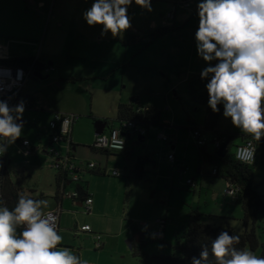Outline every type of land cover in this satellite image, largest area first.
<instances>
[{
	"label": "rangeland",
	"instance_id": "rangeland-1",
	"mask_svg": "<svg viewBox=\"0 0 264 264\" xmlns=\"http://www.w3.org/2000/svg\"><path fill=\"white\" fill-rule=\"evenodd\" d=\"M39 1L0 0V44L6 47L11 46L14 50L27 51L36 58L40 57L46 65L54 68V71L43 72L42 74L41 86L36 89L38 91L36 92L38 107L35 110H24L22 113V117L26 122L23 125L20 137L29 139L39 148V158L27 159L19 153V146L16 142L10 144L9 149V156L12 159V166H9V170L21 172L22 188L25 190L37 189L38 193L43 192L48 195L52 192L51 186H54L56 173L55 170L49 167L52 157L44 154L42 148L49 143V138L45 136L44 132L50 134V120L53 118V114L56 113V108L75 112L81 117L82 122L91 120L95 116L92 126L90 125L92 130L95 131V123L98 121L96 117L111 121L116 120L121 100L128 104L140 98L141 106H146L148 100H153L162 112L164 124L171 126V115L169 116L165 112V108L171 107L174 110L177 105L180 111L181 106L174 90L168 95L170 88H168L167 77H171L170 86H172V83L182 81L183 70L184 68L187 69L191 63V48L195 41V32L199 26L197 5L200 0H191L189 10L183 8L178 10V20L186 18V22L190 21L189 28L167 35L156 46L150 44V34L156 30L154 29L157 28L156 26H173L172 21H169L167 17L172 13L174 5L179 0L151 1V11L136 5L135 0H133L128 8V15L130 18L132 17L131 27L115 37L110 32L102 36L101 25L89 26L83 18L84 12L91 7L94 0H44L45 7H40L38 5ZM134 13L136 14L134 15ZM61 24L62 26H60ZM135 30L139 33L135 39L138 42H136V46L129 42L130 36H134ZM71 41L77 44L80 53L87 56L88 59L70 61L68 65L60 66V61L68 54ZM135 49L136 52L140 49L148 51L145 54L139 53L136 57H133V66L129 70L127 69L130 74V81L123 86L119 85L118 90L115 82L120 79L122 71L118 72L114 79L110 81L98 80L92 77L85 78L95 74V62L93 61L95 57L114 56L115 58H125L135 52ZM49 56H54L57 65H49L51 62L47 59ZM195 62H197L196 58ZM143 63L148 64L149 67L143 68ZM61 75L64 76V80H61ZM69 76H74L77 82L67 80ZM176 90L180 95H183L186 104L190 107L191 114L198 122L203 124L206 117L205 107H197L191 102L187 92V84L181 83ZM134 95L138 97L132 99ZM223 121L224 124L233 125L230 117L225 118ZM112 122L115 123L114 125L118 123L117 121ZM110 127H112V123H110ZM110 127L106 129L109 130ZM190 127L191 125H188V128ZM169 131L167 129L165 134H168ZM161 132V130L151 127L149 129L150 140L145 145L136 146L135 148L136 156H148L155 162L160 163V168L163 169L162 174L157 173L158 170H156L154 161L148 163L150 173L142 181V185L148 189V197L152 195V190L155 191L153 196L159 204L156 206L146 204L145 208L140 204L135 205L133 215L127 216V224H130V222L132 224L136 222L149 223L153 219L166 218L168 210L177 220L183 221L185 226L197 211L203 213L207 222L214 224L217 222V217L210 215L216 216L232 212L236 215L235 218L238 219L233 220L232 226L237 231L244 230V210L237 208L241 200L235 202L234 199L225 196L215 200L212 191L208 190L211 185L210 180L198 174L195 160H197L199 148L193 137L190 138V142L188 140V144L190 143L188 150L190 160L194 162L195 168L190 171L189 177L184 176L182 178L183 174L180 173L179 169L174 165H169L166 160L164 149H167L165 148L167 145L158 138ZM183 132L186 135L189 134L187 129H184ZM236 134H240L235 141V144L239 145L243 141V134ZM39 136L43 139V145L39 142ZM136 141L137 138H133L129 140V144L132 146L133 142ZM209 148L212 149L211 144H209ZM43 157H46V161ZM206 171L212 172V168L208 166ZM171 173H174L176 177L172 200L168 206L161 205L160 203L168 201L165 195L169 196L172 190L170 186ZM188 178H196L200 181L205 179L206 185H204L203 190L199 187L194 193V190L189 189L188 185L185 184ZM254 180L256 184L263 185L264 191V152L261 148L257 152ZM133 216H137V219H134ZM259 226L258 233L261 236V242L264 243V222H259ZM175 240V235L169 230L167 231L165 243L154 240L151 234L146 237L149 249H154L157 254L162 253V251L165 254L170 253L171 245L166 243L173 245ZM254 253L261 256L262 248ZM140 259L138 258L136 263L145 264L144 260L142 262Z\"/></svg>",
	"mask_w": 264,
	"mask_h": 264
},
{
	"label": "crops",
	"instance_id": "crops-1",
	"mask_svg": "<svg viewBox=\"0 0 264 264\" xmlns=\"http://www.w3.org/2000/svg\"><path fill=\"white\" fill-rule=\"evenodd\" d=\"M154 1V0H151ZM38 5L40 7H45V1L40 0ZM191 8V7H190ZM189 8V9H190ZM185 9V10H189ZM178 13V11H177ZM177 13L175 16V19L172 21L173 26H156L157 28H174L175 30L168 33L175 34L179 31H184L189 28V22H186L187 19L183 18L178 20ZM136 13H134L135 15ZM132 18V17H131ZM198 20V19H197ZM179 21V22H178ZM179 23V24H178ZM62 26V24L60 25ZM178 27V28H177ZM136 34V35H135ZM138 32L134 31V36H130L129 42L130 44H136L138 43L135 39L138 37ZM151 35V34H150ZM163 36L160 39H157L153 42L154 46L160 44L162 40L167 36ZM137 42V43H136ZM101 42L99 41V44ZM151 44V45H153ZM0 47H2L0 58L6 59V58H34L38 59V61L44 65L45 62L41 60L39 57L33 56V54L25 52L24 50L19 49H12L11 46L6 47L4 45L0 44ZM68 54L63 60H61L60 66H66L70 61H84L85 59H88L87 56H84L80 53L77 44H75L74 41H71L69 43L68 48ZM75 50V51H74ZM148 51V50H147ZM147 51H144L143 49H140L139 51L133 52L130 55H127V57L123 58H115L114 56H107V57H101L97 56L93 61L95 62V70L93 76H86L85 78L92 77L94 79L98 80H113L115 75L118 74V72H121L120 79L115 82L118 86H123L126 84V82L130 81V74L128 73L127 69L129 70L133 66V57H136L139 53L145 54ZM195 58L196 61L195 62ZM51 62L49 63L50 66L57 65L56 61H54V56H49L47 58ZM133 59V60H132ZM191 63L189 67L186 69L184 68L183 72V80L178 83H172V86H170L171 77L168 76V88H170V91L168 92V95L172 90H174L181 110H178V107L174 108V110L171 107H166L165 112L171 115V126H167L163 122V115L162 112L157 108L156 102L148 100V105L155 111V115L158 116V120L161 126H163L165 129L157 128L158 130H161L163 132H166L167 129L169 133L166 135L171 139L169 142H165V145H167L164 149V155L167 157V162L169 165H174L177 167L181 174H183L182 178L184 176L189 177L190 171L196 167L197 172L199 174V168L201 166V156H200V149L199 153L197 155V160H195V167L194 162L190 160L189 157V150L190 143L188 144V140L190 142V138H192V130L194 129H204L205 123H206V117L201 124V122H198V120L191 114L190 107L186 104V101L183 97V95L179 94L176 88L181 84L185 83L188 85V82L193 76H201V71L205 67L209 66L208 62H205L202 58H200L197 54L196 49V42H193L192 48H191ZM215 61L211 62V65L214 66ZM148 64L143 63V68H147ZM50 68V71H44V72H51L54 71V68ZM124 69V70H123ZM64 75V74H63ZM61 75V80H64V76ZM40 79L43 80V76L41 78L32 77L26 84L23 93L21 94L19 98V102L23 100L25 102V111L29 110H35L36 107H38V96L36 95V92H38L36 89L40 87ZM67 80H71L74 82H77V79L74 78V76H69ZM86 80V79H84ZM170 84V85H169ZM114 91V90H113ZM179 94V95H178ZM167 95V96H168ZM134 97H138L137 95H134ZM181 99V100H180ZM30 101L32 103V107L28 108L26 106V103ZM141 99L138 98L136 100L131 101L130 103L120 102L118 106V117L119 118V107L120 105L125 106H139ZM141 106V105H140ZM175 106V101H174ZM179 106V105H178ZM206 112V108L204 109ZM56 113H64V114H75V112L71 111H64L62 109L56 108ZM53 114V113H52ZM55 114V113H54ZM53 114V115H54ZM77 115V114H76ZM53 119V118H52ZM52 119L50 121H52ZM93 119L95 120V116H93ZM93 119H89L88 121H81L77 122L73 126V132H72V142L74 144L73 150H72V156L75 157L79 161H85V162H95L98 163V169L96 171H90L87 170L81 174V182L78 183H66L64 186L65 188V194L72 193L76 190H78L79 185H81L83 188L80 189V197L78 199H71L63 194V184L58 185L57 183V177L59 176L58 171L55 169V176H54V186H51L52 192L51 194H44L43 192L38 193L37 189L32 190H25L22 188L21 183V172L19 173L16 170H9V166H12V159L9 156V149L10 145L7 147V153H6V163H7V173L8 177L12 181V183L21 191V193L25 194L27 197L37 200H45L47 201V207H43L44 210H61V216H60V229L58 234L62 236V242L57 246V248H63L67 247L70 248L74 254H76L78 257H80L83 264H137V259L133 254L132 245L133 242H136L137 244H143L144 251L148 256L157 255V252L154 249H149L148 243L146 242V237L151 234L154 240L155 233L158 230V226L156 224L157 220L163 219L166 220V228H165V237L162 242L165 243V240L167 238V231L171 232L173 235H177L179 231L185 227L184 222L177 220L175 217H173V214L167 211L166 218H157L151 220L149 223L146 222H136L132 224H127V216L133 215V208L135 205H142L144 208L146 207V204H149L151 206H156L159 204V202H156L155 196H153L154 192L152 190V195L148 197L147 195V187L142 185V181L135 180L132 176V169L136 163V160L138 157H145L142 155L136 156L135 148L136 146L145 145L146 142L150 140V133L148 131V135L146 136V139L144 141H136L133 142V145L131 146L128 142V149L124 152H103L98 149L93 148V144L95 141V138L97 136L96 130H92V123ZM99 120H108L109 122L111 120L104 119V118H97ZM225 120L224 115L221 117L217 127L215 130L223 133H241L246 136H250L247 134H244L238 129L237 127L228 124L223 123ZM112 126H117L119 122L114 125L113 122ZM19 122V121H18ZM23 125L26 122L25 119L22 117ZM85 122V123H84ZM91 125V126H90ZM188 125H191L190 128H188ZM151 128V127H150ZM149 128V129H150ZM184 129H187L189 132L188 135H186ZM45 136L49 138V133L44 132ZM208 141H211V135L206 134L205 135ZM22 138V137H19ZM159 138V137H158ZM24 140H28L26 138H22ZM130 138L129 140H131ZM17 144V140L15 141ZM31 142V141H30ZM39 142L41 145H43V139L39 136ZM245 141H243L240 144H243ZM32 143V142H31ZM210 144V143H209ZM209 144L207 145L206 149L208 152H213L214 148L212 146V149L209 148ZM33 147L35 148V154L32 157H26L27 159H33V158H39L38 156V147L33 144ZM50 145V141L47 144V146ZM89 145V146H85ZM212 145V144H211ZM19 146V144H18ZM47 146H44L43 153L47 154ZM181 148V149H180ZM63 151H67L66 147H62ZM181 150V151H180ZM19 153H20V147H19ZM21 154V153H20ZM174 154L175 156V162L172 163L169 161L168 157L169 155ZM23 155V154H22ZM46 161V157H43ZM155 163V167L157 173L163 172V169L160 168V163L155 162V160L152 159ZM37 162V161H36ZM35 162V163H36ZM30 164V162H28ZM209 165H204L205 173L207 175H204L207 179L210 180L211 185L208 187V190L212 191V194L214 196L215 200L220 199V197L224 198L223 192L226 187V182L221 178H216L210 175V171H206V168ZM50 167V164H49ZM51 168V167H50ZM118 169L122 172L121 177H114L112 175V171ZM146 171V177H148V174L150 173V168L148 167V164L145 166ZM28 174V173H27ZM200 175V174H199ZM203 176V175H202ZM145 177V179H146ZM28 178V176H26ZM161 178V177H160ZM175 174L171 173V192L169 196H166L168 198L167 202L160 203L161 205H169L172 200L173 193L172 191L175 190ZM193 180L194 186H189L188 181ZM199 179L196 178H188L186 179V183L188 185L189 189L197 190L199 187L203 190L205 187V179H201L199 182ZM167 186L169 184H166ZM186 185V186H187ZM200 190V192H202ZM54 192V193H53ZM199 192V193H200ZM53 193V194H52ZM201 194V193H200ZM142 195V196H141ZM88 198L93 199V205L92 210L90 214H87L85 212V202ZM233 199V198H232ZM235 202H238V200L241 199H234ZM237 208H241L243 210L242 201L237 205ZM200 212V211H198ZM201 213V212H200ZM203 214V213H201ZM234 213H228V214H219L216 216L210 215L212 217L217 218H223L221 222H227L230 226L233 224V220H238L236 215L234 216ZM134 219H137V216ZM161 217V216H158ZM176 219V220H175ZM193 219V218H192ZM219 219H217L216 223H218ZM138 221V220H136ZM143 221V220H142ZM185 221V220H184ZM138 224V225H137ZM85 226H90L92 228V232H83L82 228ZM234 227V226H232ZM235 228V227H234ZM236 229V228H235ZM173 231V232H172ZM239 232H243L239 231ZM101 235L102 236V244L103 246L101 248H97L96 244L98 242L96 236ZM167 245H171L169 243H166ZM170 246V247H171ZM164 253V251H162ZM160 254V253H159ZM141 261L143 259H140ZM143 262V261H142ZM144 263L147 264L146 260H144Z\"/></svg>",
	"mask_w": 264,
	"mask_h": 264
},
{
	"label": "clouds",
	"instance_id": "clouds-1",
	"mask_svg": "<svg viewBox=\"0 0 264 264\" xmlns=\"http://www.w3.org/2000/svg\"><path fill=\"white\" fill-rule=\"evenodd\" d=\"M132 3L94 0L83 18L89 26L101 25L102 36L110 32L115 37L131 27ZM135 4L151 11V0ZM197 8V54L209 63L201 71V79H208V106L218 112L223 104L224 117L259 142L264 137V0H200ZM212 61L217 63L212 66ZM24 110L23 100L13 107L0 100V154L22 135ZM113 142L122 147L118 132L113 133ZM246 159H254V150ZM42 206L47 207V201L19 193L9 210L0 198V264H83L70 248H57L62 236L52 226L53 218H43ZM18 227L23 229L19 233ZM239 243V235L222 230L211 242L215 264H264V256L237 248ZM191 264H209L208 246H202Z\"/></svg>",
	"mask_w": 264,
	"mask_h": 264
},
{
	"label": "trees",
	"instance_id": "trees-1",
	"mask_svg": "<svg viewBox=\"0 0 264 264\" xmlns=\"http://www.w3.org/2000/svg\"><path fill=\"white\" fill-rule=\"evenodd\" d=\"M174 30V28L169 27L156 29L149 37L150 44H153L154 41ZM35 61L36 59L34 58L0 59V65L29 70ZM216 63L217 61H215V64ZM46 68H49V66L44 65L37 60L34 74L36 73L37 75L42 76ZM207 82L208 79H201V76H193L187 85L188 96L195 106H202L206 108V123L203 130L206 134H210L213 138L217 137L219 139H224V144H228V154L226 157L221 158L218 155L219 149L214 148L213 152H208L206 149L207 146L203 148L198 147L200 149L201 156L199 174L203 176L207 175L205 173L204 165H209L212 168V171L213 169H217V175L213 177L221 178L225 182L229 181L241 189L240 199L244 210V230L243 232H239L227 222L222 223L221 220H223V218H217L219 219L218 223H209L204 219L205 216L197 211L195 212L193 219H191L188 224L182 228L179 233H177L175 236V244L170 247L171 251L168 254L160 253L148 256L144 251L145 246L143 244L133 242V254L138 258L146 260L147 264H191L192 257L195 256L199 258L202 246L205 245L209 248V264H215V259L211 254V242L222 230L228 231L230 235H239L240 243L236 245L237 248L243 249L247 247L253 252L262 248L261 256H264V243L261 242V236L258 233V229L260 227L259 222H264L263 185L255 183V164H244L236 157L235 150L239 145L235 144V141L239 138L238 135L240 134L229 132L223 133L215 130L221 117L223 116L224 109L223 104H221L218 105L219 111L213 112L208 106L209 97L205 87ZM136 108L137 106L134 105L130 107L120 105L118 122L121 123L127 119L141 121L142 117L136 114ZM105 123L107 124V127H110V122L108 120H105ZM146 126L148 128L157 127L165 129L160 125L158 116L155 115L154 110L148 114ZM111 128L112 127L109 129ZM144 139H146V137H144L143 140ZM249 139H252V137L242 135L243 141H247ZM23 140L24 139L22 138H18V144L20 145ZM257 146V150L261 148L264 152V137H262L261 141L257 142ZM150 162H152V158L148 156L137 158L132 169V176L135 180H145V166ZM211 173L210 175L212 176ZM65 178V176L59 174L57 177L58 185H60ZM66 181L68 182V180ZM82 188L83 187L79 185L78 190L80 191ZM1 189L6 206L9 210H12L17 203L18 194L21 193V191L12 183L8 177V173H6L1 184Z\"/></svg>",
	"mask_w": 264,
	"mask_h": 264
},
{
	"label": "built area",
	"instance_id": "built-area-1",
	"mask_svg": "<svg viewBox=\"0 0 264 264\" xmlns=\"http://www.w3.org/2000/svg\"><path fill=\"white\" fill-rule=\"evenodd\" d=\"M191 0H179L174 5V10L167 17L169 21H173L175 19L176 13L179 8L189 9L191 7ZM2 47H0L1 53ZM1 59V58H0ZM9 59V58H6ZM37 60L33 63L29 70L21 69V68H13L10 66L0 65V100L7 101L10 107H13L19 103V98L24 91V88L27 82L35 76L34 70L37 64ZM46 71H50V68H46ZM28 108L31 107V102L28 101L26 103ZM153 109L149 106H137L135 112L137 115L142 117L141 121L127 119L119 123L117 126H112L111 129L107 130L101 134L97 135L93 144V148L98 149L103 152H124L128 149V142L130 138H144L148 135L149 128L146 126V119L148 114ZM81 117L76 114H64V113H55L52 121L50 122V134L49 141L50 145L47 150V154L52 157V161L50 163V167L58 171L59 174L65 176V180L62 181L63 184V194L64 196L71 199H78L81 195L79 190H76L72 193L65 194L66 180L70 183H80L81 182V174L87 170L96 171L98 169V163L95 162H85L79 161L75 157L72 156L73 150V142H72V132L73 126L79 122ZM118 132L119 137L123 140V145L120 149L113 142V133ZM206 133L203 129H194L192 130V137L195 140V144L200 147H206L209 143L213 145L215 149H219L224 144V139H219L217 137H212L209 142L206 138ZM159 139L163 142H169L171 139L165 134V132H161L159 134ZM3 141H0L2 143ZM8 147V145H7ZM20 147V153L26 157H32L35 154V148L32 143L28 140H23ZM62 147H66L67 151H63ZM257 141L254 139H249L245 141L243 144H240L236 150L237 159L247 165H254L257 159ZM254 150V159L249 161L246 159V153ZM6 151L0 154V198L5 203L1 184L5 178L7 173V163H6ZM169 161L172 163L175 162L174 154L169 155ZM212 176L217 175V169H213ZM112 175L114 177H121L122 172L118 169L112 171ZM67 182V183H68ZM189 186H194V181H188ZM223 195L227 198L240 199L241 189L234 185L231 182H226V187L224 189ZM93 205V199L88 198L85 202L87 214L91 213ZM43 218H53L51 220L52 226L59 232L60 229V216L61 210H44L42 209ZM158 226V230L154 235V238L157 241H163L165 237V228H166V220L160 219L156 222ZM22 227L17 228V232L22 231ZM83 232H92V228L90 226H85L82 228ZM98 242L96 244L97 248H101L102 244V236H96Z\"/></svg>",
	"mask_w": 264,
	"mask_h": 264
},
{
	"label": "water",
	"instance_id": "water-1",
	"mask_svg": "<svg viewBox=\"0 0 264 264\" xmlns=\"http://www.w3.org/2000/svg\"><path fill=\"white\" fill-rule=\"evenodd\" d=\"M37 78H41L40 75L35 74ZM107 124L103 120L96 121L95 123V130L97 135H101L106 131ZM140 141H144L143 138H139ZM228 154V144H223L219 150H218V155L221 158L226 157Z\"/></svg>",
	"mask_w": 264,
	"mask_h": 264
}]
</instances>
